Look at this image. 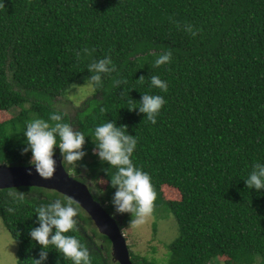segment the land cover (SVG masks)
I'll use <instances>...</instances> for the list:
<instances>
[{
  "label": "trees",
  "instance_id": "trees-1",
  "mask_svg": "<svg viewBox=\"0 0 264 264\" xmlns=\"http://www.w3.org/2000/svg\"><path fill=\"white\" fill-rule=\"evenodd\" d=\"M165 50L171 61L155 66ZM105 55L116 71L74 117L60 109V98L87 83L88 65ZM152 75L168 82L167 92L149 87ZM114 79L124 83L114 87ZM142 93L166 100L155 124L128 109ZM53 111L84 133L86 155L64 166L85 173L76 179L86 184L107 183L101 199L94 195L103 206L115 169L94 154V128L113 120L136 135L132 160L152 177L153 213L172 215L179 237L164 262L131 252L133 264H264V190L244 181L254 162L264 163V0H0V165L29 166L25 125ZM165 188L180 199L167 200ZM65 198L41 188L0 191L17 264H35L42 252V264H71L29 235L39 227L37 207ZM105 208L113 214L111 204ZM74 219L68 234L87 247L90 264H118L109 239L79 206Z\"/></svg>",
  "mask_w": 264,
  "mask_h": 264
},
{
  "label": "clouds",
  "instance_id": "clouds-1",
  "mask_svg": "<svg viewBox=\"0 0 264 264\" xmlns=\"http://www.w3.org/2000/svg\"><path fill=\"white\" fill-rule=\"evenodd\" d=\"M186 30L195 36L196 33L192 32L190 25ZM171 59V50H165L156 58L155 66L168 64ZM87 70L91 74L86 77L88 86L100 88L103 86L102 77L115 72L116 67L111 56L105 55L90 63ZM143 78L142 76L139 80L143 81ZM112 83L114 87H119L124 81L114 79ZM149 87L167 92L168 82L162 80L159 75H152ZM165 103L162 95L142 93L138 105L128 109L142 113L144 118L155 124ZM22 135V154L31 153L28 163L40 177L53 175L57 166V149L65 166L80 161L86 155L82 150L86 138L84 133L74 130L70 123L64 122L62 114L56 111L51 112L47 120L35 118L28 121ZM94 138V154L101 162L115 169L110 178V187L114 189L110 200L113 217L128 214L131 224H143L153 213L156 192L150 174L133 163V153L138 144L136 135H130L126 126H117L115 121L108 120L94 128ZM244 181L249 190H264V163L254 162ZM8 195L14 200L22 198L14 192H9ZM36 215L39 227L29 230L33 241L44 248L53 245L57 252L71 261V264H90L87 247L75 235L68 234L74 231L77 222L74 218L78 215V206L73 200L65 198L62 202L55 199L46 206L37 207ZM46 258L47 253L42 252L34 262L42 264Z\"/></svg>",
  "mask_w": 264,
  "mask_h": 264
},
{
  "label": "rangeland",
  "instance_id": "rangeland-1",
  "mask_svg": "<svg viewBox=\"0 0 264 264\" xmlns=\"http://www.w3.org/2000/svg\"><path fill=\"white\" fill-rule=\"evenodd\" d=\"M92 93L93 88L89 87L88 83L76 86L65 94L64 97L60 98V105L58 107L74 117L77 112L76 108L80 107L87 98L92 96ZM8 117L5 114L3 120ZM74 130H76L75 127ZM73 166L74 168H78L77 165ZM69 173L75 178H84L85 175V173L77 175L73 169L69 170ZM87 184L92 189L93 195L99 196L100 199L105 195L103 190H106L107 183L104 180H100L97 187H95L91 180ZM163 194L167 200H179L181 197L176 190L168 188H165ZM109 204H111L110 201L105 202V207ZM116 218L121 221L122 232L127 239L131 252L150 261L155 259L158 262H164L168 257L169 245L179 237V227L176 219L166 212L156 215L152 213L141 225L131 224L130 216L126 224L121 220V216H116ZM17 252L18 245L7 231L0 217V264H17ZM213 264L229 263L227 259L220 258Z\"/></svg>",
  "mask_w": 264,
  "mask_h": 264
},
{
  "label": "water",
  "instance_id": "water-1",
  "mask_svg": "<svg viewBox=\"0 0 264 264\" xmlns=\"http://www.w3.org/2000/svg\"><path fill=\"white\" fill-rule=\"evenodd\" d=\"M56 169L51 177H40L29 166L0 165V191L18 188H41L73 200L94 222L99 233L111 242L112 256L118 264H133L127 239L118 219L95 199L90 186L73 177L55 154ZM31 172V174H29Z\"/></svg>",
  "mask_w": 264,
  "mask_h": 264
}]
</instances>
